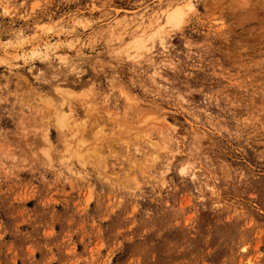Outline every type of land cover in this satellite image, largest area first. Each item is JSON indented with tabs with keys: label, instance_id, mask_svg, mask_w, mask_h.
<instances>
[{
	"label": "rangeland",
	"instance_id": "rangeland-1",
	"mask_svg": "<svg viewBox=\"0 0 264 264\" xmlns=\"http://www.w3.org/2000/svg\"><path fill=\"white\" fill-rule=\"evenodd\" d=\"M0 264H264V0H0Z\"/></svg>",
	"mask_w": 264,
	"mask_h": 264
},
{
	"label": "bare ground",
	"instance_id": "bare-ground-1",
	"mask_svg": "<svg viewBox=\"0 0 264 264\" xmlns=\"http://www.w3.org/2000/svg\"><path fill=\"white\" fill-rule=\"evenodd\" d=\"M172 14H173V15L175 14V15H174V16H169V17H170V18H172V17H173V18H174L173 20H175V19L177 18L178 14H177V13H175V12H173ZM176 21H178V20H176Z\"/></svg>",
	"mask_w": 264,
	"mask_h": 264
}]
</instances>
